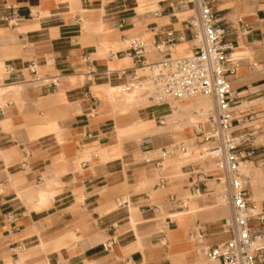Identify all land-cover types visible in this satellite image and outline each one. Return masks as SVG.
<instances>
[{
	"label": "crops",
	"instance_id": "0c3cea01",
	"mask_svg": "<svg viewBox=\"0 0 264 264\" xmlns=\"http://www.w3.org/2000/svg\"><path fill=\"white\" fill-rule=\"evenodd\" d=\"M213 8L239 60L236 133L264 139V0ZM191 12L177 0H0V264H193L229 238L221 181L203 161L187 163L206 127L178 125L187 110L169 102L120 110L123 88L149 79L130 41L147 43L149 61L190 54ZM171 30L186 40L164 43ZM174 141L186 150L161 159ZM254 162L255 184L245 183L258 215L264 172Z\"/></svg>",
	"mask_w": 264,
	"mask_h": 264
},
{
	"label": "built area",
	"instance_id": "2783aa9c",
	"mask_svg": "<svg viewBox=\"0 0 264 264\" xmlns=\"http://www.w3.org/2000/svg\"><path fill=\"white\" fill-rule=\"evenodd\" d=\"M181 7L193 11L187 19V29L192 31L190 54L165 56L157 61H147L149 46L144 40L134 39L130 54L138 67L152 71L155 91L151 98L160 103L169 100L185 101L208 98L210 108L207 132H200L211 144L210 151L217 162L226 184L225 199L230 216L224 219L223 227L229 238L205 250L206 263L193 264H264V214L253 215L255 206L249 200L248 189L242 180L239 164L242 159H258L264 166V145L255 143L257 131L237 134L234 127V96L230 76L236 74L239 60L232 58V43L227 40V30L218 12L213 8L214 0H177ZM164 43L173 44L186 40L174 30L165 32ZM162 44L154 46L163 52ZM264 74V61L260 65ZM141 85L134 80L126 85V91ZM246 154L242 156L241 149ZM184 142L173 143L160 150L161 159L176 152H184ZM144 161L162 165L152 153L144 155Z\"/></svg>",
	"mask_w": 264,
	"mask_h": 264
},
{
	"label": "bare ground",
	"instance_id": "6f19581e",
	"mask_svg": "<svg viewBox=\"0 0 264 264\" xmlns=\"http://www.w3.org/2000/svg\"><path fill=\"white\" fill-rule=\"evenodd\" d=\"M131 41H130V44H131ZM161 49H162V47H161ZM155 51H157L158 53L161 54V52H159L158 50L155 49ZM150 53H151V51L149 50V52L147 53V61L148 62H149ZM139 72H145L149 76V79L147 81H141V85L137 86L136 88L134 87L131 91H126V87L123 88L122 105L120 107V110L122 113H126L133 106L146 105V104H150V106L155 104L157 106V105L163 104L160 102H155V100L151 98V95L155 91V84H154L153 79H152V71L148 67H144L143 69L139 70ZM203 98H205V97H202V99L196 98V103L191 105V108L189 107L190 110L187 111L186 116L180 115L177 112L176 119L179 120L178 125L192 127V126H198L199 123H201L203 121L204 122L209 121L210 108H211L212 104L208 98H205L207 100H203ZM143 99L147 100L146 103H141V100H143ZM169 104H171V103L169 102ZM174 106L176 107L177 111H179L181 109L177 105H174ZM193 110H195V112ZM142 124H143V121H141V120L138 121L137 127L135 129V133H138L137 131L140 130L139 127ZM196 130L201 131L202 129L197 127ZM205 132H207V131H205ZM208 144L211 147V144L209 142H208ZM186 155H187V163L194 161V160L203 161V164H202L203 167L205 165V169L208 171H211L214 175V177L209 179V181L214 186L216 184H218L217 183L218 179H219V181H221V183L219 184L221 189L218 190V193L221 196V198L223 199V201H225L226 200L225 199L226 184H225L223 176L220 174L221 170H220L218 164L215 165V163L214 164L211 163L210 165H206V159L209 156L210 157L212 156L209 147L207 145H203L200 148L188 146L187 151H186ZM242 156H244V155H242ZM212 158H213V156H212ZM164 164H165V161L163 162V165ZM252 164H253V161L252 162L246 161L245 159H242L240 161V164H239V170H240V173L242 174V180H243L245 186H246V183L244 181V177H251V179L253 178ZM253 182H254V180L252 179V183ZM194 194L197 196L201 195L200 192H195ZM186 206H187L186 210L191 211V209H192L191 206H189V205H186ZM250 211H251V214L255 215L259 212V209L255 208V207H251ZM176 216H177V213H175L174 211H171L170 214L165 213L163 218L167 221L170 219H174ZM138 226H139V224H137L135 222L134 228H135L136 232H139ZM204 257L205 258L201 259L200 262H197V263H206L207 257L205 255V253H204Z\"/></svg>",
	"mask_w": 264,
	"mask_h": 264
},
{
	"label": "rangeland",
	"instance_id": "374dc122",
	"mask_svg": "<svg viewBox=\"0 0 264 264\" xmlns=\"http://www.w3.org/2000/svg\"><path fill=\"white\" fill-rule=\"evenodd\" d=\"M190 9V8H189ZM193 14V12H191V14H188L187 15V17H186V19L187 18H190V16ZM202 99V98H201ZM203 100H207V99H205V98H203ZM155 102H157L156 100H155ZM169 102L172 104V105H177V106H179L181 109L183 108V109H185V110H190V108H191V105H193L194 103H196V99H190V100H185V101H181V102H177V101H175V100H169ZM136 107V106H135ZM190 107V108H189ZM194 112H195V110H193ZM202 123V125H204L205 127H206V130L205 131H207V126H208V122L206 121V122H201ZM201 125V124H200ZM260 134H262L261 132H260ZM259 135H257L256 136V143L257 144H264V139H260L259 137H258ZM194 138H195V136H194ZM177 142H180V141H174L173 143H177ZM196 142L198 143V145H207L208 147H209V149H210V145L208 144V141L205 139V136L203 135V134H200V135H198L197 137H196ZM193 143H195V139L193 140ZM185 144V143H184ZM241 151L243 152L244 151V149L242 148L241 149ZM141 160L144 158V155H141L140 157H139ZM211 163H215V165L217 164L215 161H214V159L212 158V156L210 157H208L207 159H206V165H210ZM254 165L257 167V168H260L263 172H264V167L263 166H261L260 164H259V162H254ZM204 168H205V165H204ZM252 168H253V164H252ZM246 178L247 177H244V181H246ZM248 180V179H247ZM248 182H249V180H248ZM253 184H255V182H253ZM248 185H250V182L248 183ZM220 208H221V210H222V212H223V218H228L229 216H230V208H229V206H228V204L226 203V201L220 206Z\"/></svg>",
	"mask_w": 264,
	"mask_h": 264
}]
</instances>
